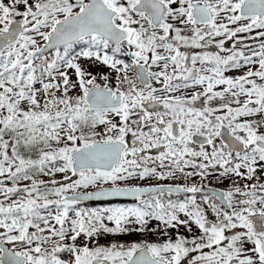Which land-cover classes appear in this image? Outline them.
I'll return each instance as SVG.
<instances>
[{
  "label": "rangeland",
  "instance_id": "374dc122",
  "mask_svg": "<svg viewBox=\"0 0 264 264\" xmlns=\"http://www.w3.org/2000/svg\"><path fill=\"white\" fill-rule=\"evenodd\" d=\"M81 1L0 0V32H4L13 20L26 22V32L21 42L0 52V242L9 243L17 252L27 255L29 264H124L131 256V250L101 249L95 245L113 234L146 232L142 228L133 230L134 226L142 224V220L132 215L110 218L97 209L84 207L75 211L53 207L48 212H35L31 208L32 201L35 202L33 207H40L39 202L65 204L63 199L67 195L112 185L114 177L104 174L87 173L74 177L69 155L74 148L92 144L95 140L117 139L128 128L137 132L143 127L145 139L159 136L155 127L148 128L141 123L147 121L148 115L144 113L128 121H124L120 113L97 116L82 114L80 108L84 107L86 83L98 82L114 86L115 89L126 85L136 88L129 62L142 63L149 70L153 98L173 112L177 106L182 109L187 118L188 134L196 129H201L203 133L212 132L216 123L224 120L237 136L244 137L247 142L252 141L254 136L264 137V22L240 18L237 5L241 0H180L179 3L178 0H165L177 2L178 6L165 19L167 26L163 30L153 29L144 16L133 14L130 11L133 0H109L113 7L124 10L132 18L119 19L118 24L138 22L144 36L176 33L178 41L183 38L203 41L212 27L195 25L184 2L221 4L215 20L218 18V26L225 27L223 32L226 35L215 39V42L229 43L228 47L235 49L234 58L226 52L224 61L228 69L215 74L211 70L209 75L201 71L203 78L198 85L194 83V74L180 69L184 67L182 61L188 57L180 55L173 47L155 46V37H138L126 44L123 55H127V60L115 58L120 53L107 55L95 52L98 46L96 41L84 42L85 46L79 49L35 57L34 54L46 44L57 22L81 10ZM179 56L181 58L177 59ZM236 58L245 60V64H233ZM102 75L98 81L95 79ZM210 84H215V92L219 93L206 109L215 121H207L203 113L195 116L184 106L185 100L201 96ZM256 86L263 92V104L260 106H256L251 97ZM145 90L143 87L135 89L127 107L138 108L133 95L143 94ZM171 117L172 114H169L168 128H171ZM152 118L157 119L156 116ZM105 126H108V132L104 131ZM31 134L39 137L40 157L35 159H32L35 152L29 140ZM41 139L53 145L44 144ZM190 154V149L185 147L182 156ZM170 156L164 153L161 160L166 167L152 171V174H167L169 179L182 177L193 186H201L203 180L234 176L238 172L234 171L235 165L252 164L251 168L248 165L243 167V172L252 173V177H262L257 164L264 163L260 155L239 158L228 169H221L218 173H207L204 168V165H208L207 161L194 170L190 166L182 169L169 167ZM47 160L50 163H45ZM213 164L209 166L214 168ZM127 172L142 171L128 166ZM45 184H48L47 188L30 189L31 186ZM145 222L149 227L159 223L152 218ZM152 230L158 231L157 228ZM196 235L201 247L219 241V236L207 231L202 224ZM245 248L246 255L255 256L251 251L252 245L247 244ZM176 249L168 247L160 253L175 261ZM200 257L208 256L204 254ZM246 264H264V259L254 257Z\"/></svg>",
  "mask_w": 264,
  "mask_h": 264
},
{
  "label": "water",
  "instance_id": "95a60500",
  "mask_svg": "<svg viewBox=\"0 0 264 264\" xmlns=\"http://www.w3.org/2000/svg\"><path fill=\"white\" fill-rule=\"evenodd\" d=\"M103 10H104V19L106 22L102 24L101 22L97 21H90V22H83L78 18L71 19L67 23L63 24L57 31L56 35L51 40V44L47 49H51L53 44H64L68 43L67 40L71 38H76L78 36H83V34H87L88 32L97 33L102 29L109 30L111 35H118V30L113 26L112 19L115 16V12L109 10L105 3H102ZM167 9L160 5L158 9L152 14L153 19L156 22H159L164 15ZM22 32L21 23H16L12 26V29L9 34L0 35V49L6 45L8 42H14L18 39L19 34ZM106 33V35H110ZM98 93L102 94L99 90ZM118 144L107 145V146H97L87 151H81L74 155L78 160V165H76V169L80 168L82 162L79 161V158L82 156L87 155L90 164L94 168H101L106 170H111L112 165L114 164V159L117 157ZM151 260L150 254L145 250H140L136 253L134 259L131 261L130 264H152L147 263ZM3 264H25V259L19 258L16 255L10 254L4 248V256L1 258Z\"/></svg>",
  "mask_w": 264,
  "mask_h": 264
},
{
  "label": "flooded vegetation",
  "instance_id": "af4514ba",
  "mask_svg": "<svg viewBox=\"0 0 264 264\" xmlns=\"http://www.w3.org/2000/svg\"><path fill=\"white\" fill-rule=\"evenodd\" d=\"M123 110V109H122ZM183 140V136L180 135L178 132H176L175 134V139L174 141L175 142H178V141H182ZM253 185H257L256 183L253 184ZM253 185H249L250 186H253ZM179 200H182V197L181 196H177ZM211 198V197H210ZM253 196H243V195H234L233 196V200L230 199V206H238L240 203H243V202H251ZM143 200H150V198H147V199H143ZM229 200V199H228ZM139 202V201H138ZM137 202V203H138ZM262 208H264V206H262ZM225 213L231 215L230 217V220L232 219H240L238 223H233L231 222L230 226L235 230V231H240V232H248V229H247V226L250 227L254 232H256V226L254 224V221L250 218V216H253V215H242V216H239V217H233L232 216V211L231 209H227L225 211ZM260 213H256L254 215H258ZM258 219V217H257Z\"/></svg>",
  "mask_w": 264,
  "mask_h": 264
}]
</instances>
